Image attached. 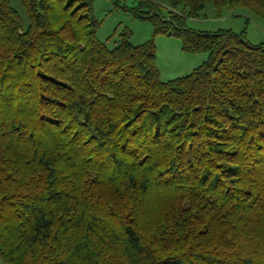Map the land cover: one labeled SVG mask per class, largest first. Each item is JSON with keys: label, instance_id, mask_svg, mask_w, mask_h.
<instances>
[{"label": "trees", "instance_id": "obj_1", "mask_svg": "<svg viewBox=\"0 0 264 264\" xmlns=\"http://www.w3.org/2000/svg\"><path fill=\"white\" fill-rule=\"evenodd\" d=\"M19 1L28 22L0 0V259L264 264V43L188 26L264 0L129 8L208 55L167 82L154 40L98 38L91 0Z\"/></svg>", "mask_w": 264, "mask_h": 264}, {"label": "rangeland", "instance_id": "obj_2", "mask_svg": "<svg viewBox=\"0 0 264 264\" xmlns=\"http://www.w3.org/2000/svg\"><path fill=\"white\" fill-rule=\"evenodd\" d=\"M142 0H91L96 19L101 23L98 38L106 42L109 48L119 43L124 31L131 32L130 42L134 46L154 40L157 50V67L162 81L167 82L187 76L203 64L206 53H187L183 51L179 38L164 34L155 35L154 25L150 20L134 18L129 8H137ZM161 5L166 11L174 10L169 0H146ZM14 7L19 10L28 22L26 11L19 0H13ZM146 10L148 9L145 6ZM182 11V6L178 7ZM164 15H167L166 13ZM188 26L206 32L232 30L237 33L247 31L248 40L253 45L264 43V18L244 7L234 9L223 8L219 12L214 5L207 4L199 19H189Z\"/></svg>", "mask_w": 264, "mask_h": 264}, {"label": "crops", "instance_id": "obj_3", "mask_svg": "<svg viewBox=\"0 0 264 264\" xmlns=\"http://www.w3.org/2000/svg\"><path fill=\"white\" fill-rule=\"evenodd\" d=\"M0 264H5V263L0 259Z\"/></svg>", "mask_w": 264, "mask_h": 264}]
</instances>
